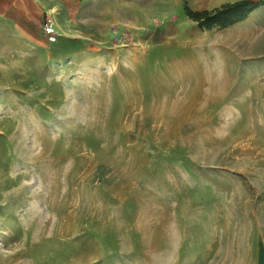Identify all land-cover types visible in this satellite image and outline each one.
Returning a JSON list of instances; mask_svg holds the SVG:
<instances>
[{
	"label": "rangeland",
	"instance_id": "374dc122",
	"mask_svg": "<svg viewBox=\"0 0 264 264\" xmlns=\"http://www.w3.org/2000/svg\"><path fill=\"white\" fill-rule=\"evenodd\" d=\"M237 1L67 0L0 56V264H264V4L184 14Z\"/></svg>",
	"mask_w": 264,
	"mask_h": 264
},
{
	"label": "crops",
	"instance_id": "0c3cea01",
	"mask_svg": "<svg viewBox=\"0 0 264 264\" xmlns=\"http://www.w3.org/2000/svg\"><path fill=\"white\" fill-rule=\"evenodd\" d=\"M66 1L0 0V56L6 52L34 51L45 15H53L56 32L57 27L62 29ZM260 255L264 260V252Z\"/></svg>",
	"mask_w": 264,
	"mask_h": 264
},
{
	"label": "trees",
	"instance_id": "16d2710c",
	"mask_svg": "<svg viewBox=\"0 0 264 264\" xmlns=\"http://www.w3.org/2000/svg\"><path fill=\"white\" fill-rule=\"evenodd\" d=\"M262 4L264 2L254 3L248 0H241L224 4L211 11H192L185 7L184 14L189 20L196 23L200 29H225L245 21Z\"/></svg>",
	"mask_w": 264,
	"mask_h": 264
},
{
	"label": "built area",
	"instance_id": "2783aa9c",
	"mask_svg": "<svg viewBox=\"0 0 264 264\" xmlns=\"http://www.w3.org/2000/svg\"><path fill=\"white\" fill-rule=\"evenodd\" d=\"M41 32L49 45H53L57 42V32L53 20L48 15H45Z\"/></svg>",
	"mask_w": 264,
	"mask_h": 264
},
{
	"label": "bare ground",
	"instance_id": "6f19581e",
	"mask_svg": "<svg viewBox=\"0 0 264 264\" xmlns=\"http://www.w3.org/2000/svg\"><path fill=\"white\" fill-rule=\"evenodd\" d=\"M60 44V43H59ZM59 50V49H58Z\"/></svg>",
	"mask_w": 264,
	"mask_h": 264
}]
</instances>
